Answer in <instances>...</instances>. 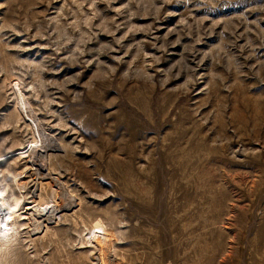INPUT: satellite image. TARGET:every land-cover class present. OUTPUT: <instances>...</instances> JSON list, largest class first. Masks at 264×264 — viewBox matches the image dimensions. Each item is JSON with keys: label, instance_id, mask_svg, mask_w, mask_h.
Returning <instances> with one entry per match:
<instances>
[{"label": "rangeland", "instance_id": "rangeland-1", "mask_svg": "<svg viewBox=\"0 0 264 264\" xmlns=\"http://www.w3.org/2000/svg\"><path fill=\"white\" fill-rule=\"evenodd\" d=\"M0 156V264H264V0H0Z\"/></svg>", "mask_w": 264, "mask_h": 264}, {"label": "bare ground", "instance_id": "bare-ground-1", "mask_svg": "<svg viewBox=\"0 0 264 264\" xmlns=\"http://www.w3.org/2000/svg\"><path fill=\"white\" fill-rule=\"evenodd\" d=\"M38 141H40V144H37ZM40 148L44 150L43 152L45 153L46 157L42 156L43 154H35V152L42 151ZM48 150L50 149L47 147V145H42L41 140L37 138H33L16 149V151H18L20 155L25 158V162L23 163L24 172L33 170L31 174H35V176L31 179L32 182L30 184V190L28 191V194L32 193V195L27 198L30 199L37 197V193L42 192L41 189H43L44 184L50 185V180H48L50 178L52 181H55V183L59 185V188L61 189V197H58L60 199L67 200L66 203L63 204V207L70 208L72 205H74L73 203L75 202V199L71 193H69L66 188H64L63 182L56 176L51 175V173L48 171V167L45 163L48 155L51 156V153H48ZM36 157L37 159H35ZM3 160H5V157L3 158V156H0V162ZM21 174L22 172L18 171L14 175V185L16 191L14 189H12L14 191L11 190V198L7 197L6 195H0V242L4 240L6 241L9 235H12V233H15L18 228L24 226L29 228L30 225H33L34 231H39L41 228L42 229L40 232L45 231L44 229L47 228V224L56 217V209L53 207L47 208L46 206L48 205L45 203L46 201L44 197H39L37 200H27L25 204L21 203L22 200L25 199V191L22 190L25 182H19L20 177L24 176Z\"/></svg>", "mask_w": 264, "mask_h": 264}]
</instances>
